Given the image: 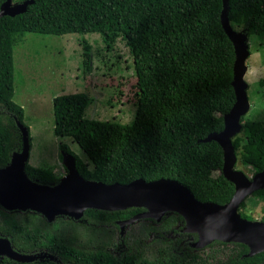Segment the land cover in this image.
Returning a JSON list of instances; mask_svg holds the SVG:
<instances>
[{"label": "trees", "instance_id": "obj_1", "mask_svg": "<svg viewBox=\"0 0 264 264\" xmlns=\"http://www.w3.org/2000/svg\"><path fill=\"white\" fill-rule=\"evenodd\" d=\"M4 1L0 0V6ZM32 1L24 12L0 17V168L10 162L13 152L21 149L17 122L27 128L22 106L12 99L14 45L27 32L95 33L108 43L121 38L128 47L136 77L134 115L127 123L98 120L85 116L92 103L88 94L55 96L54 135L71 138L92 167L66 144L59 145L60 151L74 157L78 173L87 180L126 184L135 179H172L188 187L201 202L227 203L234 194V185L221 173L223 150L214 140L202 141L208 134L223 129V116L235 102L231 85L235 54L220 21L222 0ZM227 16L231 26L241 27L248 38L257 35L264 40V0H228ZM84 45V61L88 63L89 50ZM241 121L243 138L235 136L232 141L237 160L251 166L254 173L260 172L264 169V121L243 116ZM215 171L219 174L211 175ZM25 172L41 184L54 185L59 181L50 169L29 163L25 164ZM252 196L264 202V188L255 190ZM142 211L141 207L115 211L89 208L82 219L93 226L116 227L117 221ZM25 213L30 211H7L0 206V236L8 238L22 253L53 239L51 222L35 212H31L33 217L24 219ZM178 218L184 221L182 216ZM189 235L197 239L195 233ZM187 241L180 244L175 240L166 245L187 248L189 251L182 252L180 258L176 253H167L158 262L207 263ZM207 246V258L215 261L223 254L225 259L218 260L222 264L264 261V251L247 256L249 249L243 243L213 241ZM79 254L82 264H115L101 247L93 254Z\"/></svg>", "mask_w": 264, "mask_h": 264}, {"label": "rangeland", "instance_id": "obj_2", "mask_svg": "<svg viewBox=\"0 0 264 264\" xmlns=\"http://www.w3.org/2000/svg\"><path fill=\"white\" fill-rule=\"evenodd\" d=\"M20 3L12 0V4ZM232 28L242 30L239 26ZM84 44L89 50L88 63L84 61ZM248 49L244 74L248 110L243 117L264 121V85L259 84L264 82L263 38L251 35ZM13 62L12 99L22 106L23 121L29 129L28 163L50 169L59 179L66 173L59 149L61 143L69 146L88 167L92 166L71 138L54 135L52 100L55 96L76 92L88 94L92 103L86 108V117L120 123H127L133 118L136 77L132 56L121 38L108 43L95 33L50 35L27 32L13 47ZM236 136L243 138V133L240 131ZM240 151L238 148L237 153ZM235 168L242 170L249 178L255 174L251 166L243 165L239 160ZM217 174L218 171L211 173ZM238 212L250 216L251 220L264 221V202L252 195L247 196L239 204ZM33 215L30 211L22 217L27 219ZM68 218L54 219V229H62L68 236L77 234L82 242L93 240L96 244L107 240L116 242L120 236V247L140 248L150 254L152 249L167 247L168 243L175 242L176 237L171 234V229L180 225L173 214H166L160 223L140 219L125 224L121 232L114 226H91L79 219L74 221ZM187 237L182 235L180 238Z\"/></svg>", "mask_w": 264, "mask_h": 264}, {"label": "water", "instance_id": "obj_3", "mask_svg": "<svg viewBox=\"0 0 264 264\" xmlns=\"http://www.w3.org/2000/svg\"><path fill=\"white\" fill-rule=\"evenodd\" d=\"M32 2L25 0L20 4H12V0H5L0 6V17L22 13ZM222 2L220 21L235 54L231 81L235 102L223 116V129L208 134L202 141L214 140L223 150L221 173L234 185V194L227 203L201 202L188 187L172 179L149 182L135 179L126 184L87 180L78 173L74 157L67 152H62L66 173L58 183H38L25 172L30 153L29 131L17 122L22 146L20 151L12 153L10 162L0 168V206L7 211L35 212L48 222L58 216L80 219L89 208L106 211L144 208V211L118 222L121 232L125 224L140 219L159 222L166 213L175 212L184 220L182 232L197 235V239L191 243L193 248L200 249L213 241H221L245 244L249 249L247 256L263 252L264 221L242 217L238 207L255 190L264 188V169L249 178L242 170L235 168L237 155L232 144L234 137L241 131V117L248 110L247 82L244 80L245 61L249 56L248 37L243 30L236 31L231 27L227 16L228 0ZM0 255L17 262H31L37 258L36 255L20 254L13 250L6 238H0ZM260 264H264V261Z\"/></svg>", "mask_w": 264, "mask_h": 264}, {"label": "flooded vegetation", "instance_id": "obj_4", "mask_svg": "<svg viewBox=\"0 0 264 264\" xmlns=\"http://www.w3.org/2000/svg\"><path fill=\"white\" fill-rule=\"evenodd\" d=\"M166 214H173L176 217V219L180 222V225L178 227L171 229V234L176 237L175 239L179 240L180 244H183L188 240L189 245H191V243L194 242L195 240H193V237L189 235L191 233L182 232L184 221H181L178 218V216L180 215L175 212H169ZM166 214L162 217L161 221L157 223L162 222L164 218H166ZM61 217L62 219H69L66 216H61ZM79 220L86 223L82 219V217ZM145 220L156 223V221H154L153 219H145ZM53 222L54 221L51 222V231H50V233L53 235V239L50 241L48 239L45 240V245H43L42 247H39L38 249H31L30 252L28 253L19 252L17 249L13 247L11 241L8 238L6 239L10 241L12 249L17 251L18 253L37 256L35 260L31 262H25L26 264H34V262H36V264H82L80 263L79 258H81V255L79 253H82V252L86 253L89 251V252H92L93 254L96 252L97 247H101L104 251L108 252L109 257L113 258L115 264H160L158 260H160L162 256L166 255L167 253L168 254L176 253V255L180 258L182 252L189 251L187 248L180 249L178 246L176 247L167 246L165 248L152 249L151 254L145 253L140 248H137L135 250L127 249V248L124 249L119 246V243L122 241V239H120V236L117 238L116 242L110 241V240H107L99 244H96L93 240H89L88 242H82L79 235L77 234L68 236L64 233L62 229L55 230ZM118 222L119 221L116 222V227L114 226L116 229H119ZM102 226H112V225H102ZM182 235L188 236L187 237L188 239H181L180 237ZM0 238H5V237L0 236ZM64 246L72 247L73 250H65ZM191 249L194 252L200 253L202 257L206 259L207 263H204V264H222V263H219L218 260L225 259L223 254L218 255L215 261L214 260L211 261L210 258H207V251L209 249V246L207 245L200 249L198 248L196 249L193 247ZM39 255H41V257H39ZM190 255L191 254H186L185 257H191ZM0 264H21V263L9 258L6 255H0Z\"/></svg>", "mask_w": 264, "mask_h": 264}]
</instances>
